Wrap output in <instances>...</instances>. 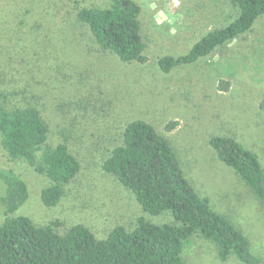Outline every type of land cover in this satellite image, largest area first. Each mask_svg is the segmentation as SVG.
Segmentation results:
<instances>
[{
  "label": "rangeland",
  "instance_id": "rangeland-1",
  "mask_svg": "<svg viewBox=\"0 0 264 264\" xmlns=\"http://www.w3.org/2000/svg\"><path fill=\"white\" fill-rule=\"evenodd\" d=\"M136 1L142 6L145 63L125 62L98 45L88 26L76 21L69 0H0V102L36 106L49 126L47 144L65 141L81 163L59 203L47 206L41 191L50 179L25 160L7 157L0 145V165L21 173L30 189L26 203L10 214L37 225L58 220L61 234L84 224L98 238L118 225L132 230L141 216L174 223L169 213L145 212L102 167L126 124L140 118L171 142L197 192L229 216L264 259V203L209 143L212 135L233 136L264 167V16L210 55L164 72L161 56L187 52L207 32L228 25L238 7L231 0ZM170 122L176 124L167 130ZM4 189L0 180V196ZM6 217L0 204V224ZM183 255L189 264H245L235 256L221 260L216 245L199 235Z\"/></svg>",
  "mask_w": 264,
  "mask_h": 264
},
{
  "label": "trees",
  "instance_id": "trees-1",
  "mask_svg": "<svg viewBox=\"0 0 264 264\" xmlns=\"http://www.w3.org/2000/svg\"><path fill=\"white\" fill-rule=\"evenodd\" d=\"M84 1L69 0V4L76 21L88 26L98 45L125 62L148 61L142 6L136 0H109L104 7H89ZM231 1L238 14L228 25L207 32L185 53L161 56L160 69L170 72L210 55L251 30L264 16V0ZM221 85L226 89L227 82L221 80ZM260 108L264 111V101ZM175 124L168 123L166 129ZM48 133L49 126L36 106L7 107L0 102L2 150L7 157L25 160L50 179L41 199L45 205L55 206L81 163L65 141L48 145ZM209 143L218 158L264 203V167L259 155L230 135H212ZM102 167L133 192L145 212L169 213L175 222L155 223L141 216L132 230L118 225L106 238H98L84 224H75L61 234L55 229L58 220L37 225L28 216L10 214L26 203L30 189L21 173L0 165L5 187L0 204L7 214L0 224V264H189L183 254L194 235L213 242L221 260L235 256L245 264H264L237 224L215 209L208 196L197 192L171 142L150 122L140 118L129 121L121 143L110 151Z\"/></svg>",
  "mask_w": 264,
  "mask_h": 264
}]
</instances>
